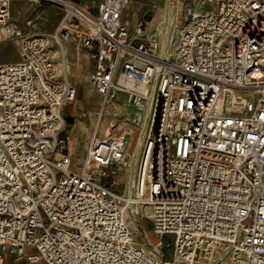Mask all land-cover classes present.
<instances>
[{
    "label": "built area",
    "instance_id": "1",
    "mask_svg": "<svg viewBox=\"0 0 264 264\" xmlns=\"http://www.w3.org/2000/svg\"><path fill=\"white\" fill-rule=\"evenodd\" d=\"M14 1L0 0V43L19 39V59H0V264L5 252L47 264H264V0H185L170 52L143 35L145 21L123 22L131 0H93L95 11L85 0H27L66 18L50 36L56 51L12 22ZM68 42L93 60L100 99L77 166ZM118 91L134 109L151 94L133 197L116 180L125 141L100 132ZM128 216L136 231L148 218L158 245L139 244Z\"/></svg>",
    "mask_w": 264,
    "mask_h": 264
},
{
    "label": "rangeland",
    "instance_id": "2",
    "mask_svg": "<svg viewBox=\"0 0 264 264\" xmlns=\"http://www.w3.org/2000/svg\"><path fill=\"white\" fill-rule=\"evenodd\" d=\"M87 6L91 11H95L96 1L93 0H85ZM167 1V10L166 6H164L165 2ZM166 5V4H165ZM180 8L178 7L177 3L171 5L170 0H133L131 6L126 10V13L134 19L135 24H129L131 29L136 25L139 21H145L143 35L144 36H154L155 26L152 29L150 28L149 21L154 20L155 17L158 15L159 11H162V6L165 15V27L162 29L163 33L169 30L172 26V22L175 19L174 14L180 16L179 20V27H175L173 31H169L170 34L164 37H169L171 39L170 43L168 44L169 52L173 49V43L176 39V36L181 28L182 23V15L183 12L186 10V1L181 0ZM208 7V5H206ZM212 7L214 9L217 8L216 4L213 3ZM172 9V10H171ZM175 12V13H174ZM167 15V16H166ZM171 17V18H170ZM136 18V19H135ZM177 19V18H176ZM11 20L18 24L21 28L23 33H34V34H43L49 36L48 42L50 47L56 51L57 45L53 43L50 36L54 33L56 28L59 25V21L63 20L62 12L59 10L58 7L43 3L31 2L27 0H16L11 5ZM168 20V21H167ZM178 23V21H176ZM157 24V22H156ZM178 28V29H177ZM165 34V33H164ZM159 39V37L155 36ZM163 38L162 36H160ZM166 39V38H165ZM0 59L4 61H16L19 59V39H9L4 40L0 43ZM82 65V64H81ZM81 75L79 80L75 84L78 86V95L75 101L72 103L70 107L65 109V116L67 117V133L69 134L70 142V154L74 160L73 165L77 166L80 162V159L84 153L83 148V140L86 134V130L88 127L92 125V122L95 119V112L97 111L98 105V96L95 93L94 83L90 78V75H86L88 73V68L86 64L81 66ZM74 85V84H73ZM118 91L117 93H120ZM120 94H125L121 92ZM116 93L114 94V96ZM120 96L112 99L107 104L105 117L103 118L100 132L107 131L110 129L109 125L113 124L117 120L125 121V117H128L130 113L133 112V107L131 105L123 106L121 104ZM88 105H94L93 110H90ZM96 109V110H94ZM83 113L85 115H83ZM121 116V117H120ZM151 117V113L149 112V120ZM148 120V121H149ZM150 122H148L149 124ZM135 137V131L130 132L129 140H133ZM87 144V142H86ZM129 149V144H128ZM130 153V149H129ZM138 159V155H137ZM137 167V163H136ZM134 173V171H133ZM127 169H121L116 176V180L121 184L119 187L124 188V193L126 194L127 188ZM144 214H147L150 210V207L145 206L143 207ZM127 219L129 220L130 226L133 228L135 233V239L139 244H142L147 249H153L154 246L158 245L160 241L159 238L152 232L149 219L146 217H141L137 219L138 224H142L144 231H136L135 230V222L132 216H128ZM137 227V226H136ZM139 228V227H138ZM140 229V228H139ZM170 237L165 236L164 240H161L164 247V257L166 259L171 258L172 249L171 247L167 248L166 243L169 241ZM4 256L6 259L10 258V253L5 252ZM15 264H46L44 262L40 263H29L24 259H19L17 255H13Z\"/></svg>",
    "mask_w": 264,
    "mask_h": 264
},
{
    "label": "bare ground",
    "instance_id": "3",
    "mask_svg": "<svg viewBox=\"0 0 264 264\" xmlns=\"http://www.w3.org/2000/svg\"><path fill=\"white\" fill-rule=\"evenodd\" d=\"M170 1H171V5L177 3L178 7L180 8L181 0H170ZM132 2H133V0H131L122 10L121 18H122L123 22L127 23V24H130L131 20L125 16V12L130 7ZM174 17H175V19L172 22L171 28L169 30H167L166 32H164L165 34L163 33L164 36L165 35L168 36L170 34L169 31H173L174 28L177 27V26L179 27L180 16L176 17V15L174 14ZM176 21H178V23ZM65 22H66V18L62 20L61 25H64ZM132 23H134V22H132ZM161 31L162 30L160 28H158L157 33H161ZM163 40H164V41H162L163 44L164 43L168 44L170 42L169 37H164ZM60 52L62 53V55L64 57V63H65V66L67 67V70H68L69 76H70V68H69V63H68L67 48H66L65 45H62V48H61ZM120 93L116 92L115 96L113 95V96L107 97L106 100L104 101L103 108H102V113H101V117H100L101 124H102L103 118L105 117L107 104L112 99L116 98L117 96L122 95V96H126L127 97V99H128L127 103H129L128 95H124V94H120ZM150 104H151V94L147 97V99H145L143 101V103L141 104L140 109H136V113H135V115L132 118H130V117L127 118L126 122L125 121H116L113 124L109 125L110 129H108L106 131V132L118 135L119 137H121L125 141V143H126L125 160H126V162L128 164L126 169H128L130 167V169L132 171H134V172L137 171L136 163H137V160H138L137 159V155H138L139 147L142 144L143 138L148 133V129H149V126H150V123L148 124V122H151V120H149ZM142 120H143V123H142V126L140 127V129L137 131V137L135 136L133 140H129L130 132L131 131H135L134 125L137 126ZM128 144H129L130 153H129V149H128ZM130 156H131V159H130ZM135 181H136V173H135V179H134V184H133V191H131L129 193H126L127 196H130V197L134 196ZM18 257L26 259V257L24 255L23 256H18ZM39 262L46 263L45 261H38V262H35V263H39ZM1 264H4V257L2 258Z\"/></svg>",
    "mask_w": 264,
    "mask_h": 264
},
{
    "label": "crops",
    "instance_id": "4",
    "mask_svg": "<svg viewBox=\"0 0 264 264\" xmlns=\"http://www.w3.org/2000/svg\"><path fill=\"white\" fill-rule=\"evenodd\" d=\"M165 4H164V6H166V11L168 12V10H167V1L165 2ZM164 6H162V8H161L162 11H159L157 13L158 15L155 17V19L149 21V25H150L149 29H152L155 26V31H154L153 34H154V36L159 37V39L161 41H164L163 40V38H164L163 31H161V33H157V30H158V28H160L162 30V27H165L166 19H165V16L163 15V12H164L163 10H165V9H163ZM125 16L131 20L130 25L131 24H135V23H132V22H135L134 19H132L126 12H125ZM156 22H157V24H156ZM160 36H162L163 38H161ZM63 45H65L66 48H67L68 63H69V68H70V76H69V72H68L69 80L76 87L77 95H78V86H77V84H75V81L77 82L79 80V78H80V75L82 74L81 73V66L83 64H86V67L88 68V73L86 75H88V76L90 75V78L92 79L91 74H92V70H93V60L86 53H84L83 51L76 49L72 43L68 42V43H64ZM120 98H121L120 99L121 100V104L123 106L131 105L130 103H127L128 99H127L126 96L120 95ZM98 103H100L99 97H98ZM88 106L90 107V110H93L91 108H93L94 105H88ZM99 106L100 105H98V107H95V108L99 109ZM133 109H134V107H133ZM94 110H96V109H94ZM135 113H136V109H134L133 112L130 113L128 117H125V119L129 118V117L132 118L135 115ZM94 121H95V119H94ZM94 121L92 122V125L90 127H88L87 130H86V134H85V137H84V140H83V148H84V150L86 149V145H87L86 142L88 141V138H89V136L91 134V130H92V127L94 125ZM117 121H120V119L117 120ZM142 123H143V120L137 126L134 125L135 136L136 137H137V131L142 126ZM130 159H131V156H130ZM127 173H128L127 174L128 182H127L126 193H129V192L133 191V184H134L136 171L133 173V171L129 167L127 169ZM13 255H15V254L10 253V258H8V259H6L5 256H4V264H15V260H14V256ZM19 259L26 260L25 258H20V257H19ZM196 264H203V263H196Z\"/></svg>",
    "mask_w": 264,
    "mask_h": 264
},
{
    "label": "water",
    "instance_id": "5",
    "mask_svg": "<svg viewBox=\"0 0 264 264\" xmlns=\"http://www.w3.org/2000/svg\"><path fill=\"white\" fill-rule=\"evenodd\" d=\"M161 247V246H160Z\"/></svg>",
    "mask_w": 264,
    "mask_h": 264
}]
</instances>
